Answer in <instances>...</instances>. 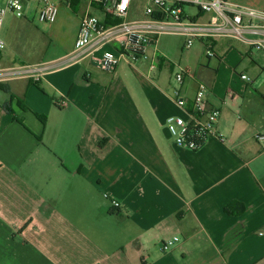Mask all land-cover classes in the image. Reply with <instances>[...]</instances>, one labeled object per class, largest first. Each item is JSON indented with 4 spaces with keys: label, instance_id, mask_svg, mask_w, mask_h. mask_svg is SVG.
Masks as SVG:
<instances>
[{
    "label": "crops",
    "instance_id": "1",
    "mask_svg": "<svg viewBox=\"0 0 264 264\" xmlns=\"http://www.w3.org/2000/svg\"><path fill=\"white\" fill-rule=\"evenodd\" d=\"M86 2L76 39L83 16L100 11ZM146 5L128 20L145 19ZM22 27L38 41L2 61L17 74L0 80V264H264V89L232 81L244 64L261 66L255 48L221 38L209 58L195 42L208 62L184 68L186 87L207 84L221 116L218 136L194 152L167 131L166 119L184 113L159 54L162 36L186 48L185 37L162 35L146 59L107 73L100 59L118 45L46 61L47 35Z\"/></svg>",
    "mask_w": 264,
    "mask_h": 264
},
{
    "label": "built area",
    "instance_id": "2",
    "mask_svg": "<svg viewBox=\"0 0 264 264\" xmlns=\"http://www.w3.org/2000/svg\"><path fill=\"white\" fill-rule=\"evenodd\" d=\"M27 1L30 0H0V80L17 74L14 70L3 68L6 42L1 33L5 19L9 13L23 17ZM55 1L40 0V22L53 24L57 21L59 10ZM132 1L90 0L101 5L104 15L121 22L106 26L99 17L85 14L75 42L76 54L93 47L118 45L120 52L104 50L100 59L102 70L112 73L122 60L136 63L146 59L150 47L162 35L185 37L186 48H192L196 41H204L209 58L216 57L213 43L221 38L238 40L264 53V8L244 7L229 0H147L146 18L129 21ZM186 8H192L196 13L190 14ZM75 55L73 58H76ZM192 76L188 69L182 67L175 74V103L184 114L169 116L166 128L175 146L196 152L218 136L216 126L221 111L209 104V87L204 82H197L194 90H188L185 82ZM241 79L249 83L253 81L248 75H241ZM257 139L263 141L264 133L259 134ZM113 205L120 207L118 201H114ZM259 234L264 235V229ZM178 240L175 237L166 241L163 249H170Z\"/></svg>",
    "mask_w": 264,
    "mask_h": 264
},
{
    "label": "rangeland",
    "instance_id": "3",
    "mask_svg": "<svg viewBox=\"0 0 264 264\" xmlns=\"http://www.w3.org/2000/svg\"><path fill=\"white\" fill-rule=\"evenodd\" d=\"M55 2L58 6L59 14L57 21L53 24L42 23L39 21L38 11L41 6L40 0H30L26 2L25 16L23 18L12 13L7 15L1 33L6 41L5 59L15 60L16 54L19 53V47L30 46L37 43V37H33L30 33L23 31L24 28L22 27V21L25 20L32 22L37 33L47 35L50 40L49 46L46 47L41 56L44 60L48 61L51 58L62 56L73 50L76 42V25L80 21L81 13L86 10L88 2L84 0L74 8L68 5L67 0H56ZM144 4L145 0H135L130 9V19L132 18L131 15L139 17L143 14ZM186 10L189 12H195L192 8H186ZM95 14L97 17L102 15L100 11H96ZM184 41V38L177 36H162V38H160L159 54L166 59V64L169 63L170 66H172V71L169 70V77L171 78L170 81L173 90L177 87L174 77L180 70V67H187L193 72L197 71L201 66L208 62L206 57L200 54L202 51L200 43L197 42L194 47L186 49L183 47ZM228 42L234 45L235 50L238 51V47L240 46L238 42ZM253 51L255 54L253 58L263 66V70L258 64H252L251 67L244 64L243 67L238 69L235 78L232 81L234 85H240V83H243L240 74L244 71L245 67H248L244 72L253 80L250 84L254 85L257 89H264V55L255 49ZM213 64L214 63L211 65L214 66Z\"/></svg>",
    "mask_w": 264,
    "mask_h": 264
},
{
    "label": "trees",
    "instance_id": "4",
    "mask_svg": "<svg viewBox=\"0 0 264 264\" xmlns=\"http://www.w3.org/2000/svg\"><path fill=\"white\" fill-rule=\"evenodd\" d=\"M61 1V0H59ZM68 1V4L71 5L72 8H74L75 6L81 4L84 0H67ZM66 2V1H65ZM67 3V2H66ZM94 8L97 9V10H101V5L98 4V3H94ZM121 22V20L119 19H111L109 16L105 15L104 19H103V23L106 25V26H111V25H116V24H119ZM230 206L226 207L225 210L227 212H230Z\"/></svg>",
    "mask_w": 264,
    "mask_h": 264
}]
</instances>
